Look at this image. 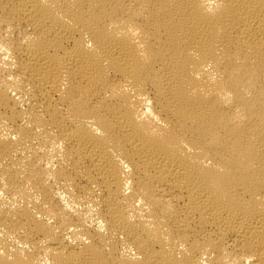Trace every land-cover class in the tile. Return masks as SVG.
I'll return each instance as SVG.
<instances>
[{
	"label": "bare ground",
	"instance_id": "bare-ground-1",
	"mask_svg": "<svg viewBox=\"0 0 264 264\" xmlns=\"http://www.w3.org/2000/svg\"><path fill=\"white\" fill-rule=\"evenodd\" d=\"M0 264H264V0H0Z\"/></svg>",
	"mask_w": 264,
	"mask_h": 264
}]
</instances>
